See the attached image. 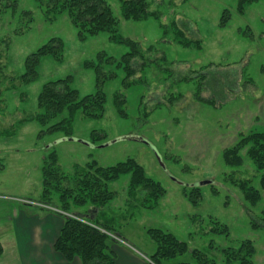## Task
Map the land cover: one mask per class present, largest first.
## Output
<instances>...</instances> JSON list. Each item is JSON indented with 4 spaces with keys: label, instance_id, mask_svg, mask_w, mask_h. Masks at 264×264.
<instances>
[{
    "label": "rangeland",
    "instance_id": "obj_1",
    "mask_svg": "<svg viewBox=\"0 0 264 264\" xmlns=\"http://www.w3.org/2000/svg\"><path fill=\"white\" fill-rule=\"evenodd\" d=\"M16 1L15 12L0 4V202L85 221L62 211L56 193L51 206L42 202L45 156L55 150L65 174L89 162L110 167L131 159L166 194L154 204L146 202L147 193L146 198L128 193L129 176L111 183L117 195L98 222L113 232H106L113 240L152 263L156 245L147 232L160 229L218 264H225L224 249L251 240L254 264H264V229L253 227L260 224L264 207L259 183L264 172L248 158V148L241 152V167L223 161L224 151L242 137L264 131V0L244 6L243 13L240 0H147L159 17L142 21L123 19L126 0H105L119 21L118 35L142 52L131 78L119 66L133 50L130 45L112 42L108 33L81 40L67 15L48 19L38 0ZM24 12H31L32 21ZM224 13L230 18L221 28ZM178 32L189 46L180 43ZM52 38L64 43L62 59L41 58L39 76L26 83L27 58ZM99 54L114 60L101 62L111 77L101 87L103 118L86 119L78 112L73 139L61 133L40 136L38 123L22 124L38 112L39 94L50 82L71 78L81 98L95 94L96 70L86 64H99ZM67 116L66 111L58 120ZM243 181L261 193L255 207L244 200ZM195 187L201 196L192 205L185 191ZM212 228L226 229L228 235H216ZM182 261L191 262V257L163 264Z\"/></svg>",
    "mask_w": 264,
    "mask_h": 264
},
{
    "label": "trees",
    "instance_id": "obj_2",
    "mask_svg": "<svg viewBox=\"0 0 264 264\" xmlns=\"http://www.w3.org/2000/svg\"><path fill=\"white\" fill-rule=\"evenodd\" d=\"M259 0H240L239 11L243 13L244 6L258 2ZM43 14L53 20L58 15H67L72 25L78 31V37L85 40L101 33L110 34L112 42L130 45L133 50L122 57L119 66H123L128 78L135 75V61L142 57L134 41L123 39L118 35L119 21L115 17L111 7L105 0H38ZM3 10L15 12L18 7L16 0H0ZM122 17L126 21H142L149 18H158L159 14L150 11L147 0L122 1ZM32 21L31 12H24ZM229 13H224L220 27H226L229 21ZM180 43L189 46V42L183 40V33L178 32ZM64 43L60 38L50 39L36 53L26 60V74L23 76L26 83H31L39 76V64L43 57H52L60 61L63 57ZM99 64L89 62L86 67L94 68L97 74L98 90L95 94L81 98L78 91L71 88V78L58 80L46 84L38 97V112L23 123L36 122L43 130L40 136L61 133L69 139L74 137L73 120L78 112L86 119L97 120L104 117L106 95L101 90L103 84L110 79L102 71L101 62H113V58H106L105 54L98 55ZM201 102L203 98L197 97ZM118 105L123 100L118 98ZM211 103V102H205ZM120 107V106H119ZM68 116L58 120L66 112ZM121 113V111H120ZM247 156L255 165L257 171L264 172V131L253 132L244 136L232 148L223 153V161L226 166L239 168L244 163L241 152L247 149ZM129 176L128 193L146 197V202L156 204L162 199L166 191L160 183L150 179L136 161L128 159L110 167H101L96 162H89L83 166H76L72 174L63 173L58 166V156L55 150L45 156L42 167L43 193L41 200L47 205H52L53 194L58 195V201L62 211L73 215V209L93 208L102 211L116 198V192L110 190L109 185L118 181L121 177ZM261 189L264 190V173L259 180ZM246 203L255 207L261 200L260 191L252 186L249 181L239 183ZM199 188H192L185 196L192 205H197L201 193ZM153 204V205H154ZM258 222L253 223L255 229H264V207L262 208ZM219 229V228H218ZM104 232H112L107 225L99 222L90 224L73 217L65 218L64 226L54 245L56 252L61 254L67 262L80 259L82 264H116V259L110 249L114 241ZM216 235H228L226 229L212 228ZM113 233V232H112ZM153 243L156 245L155 253L150 257L152 264L173 262L186 255L191 257V262H179L176 264H218L209 254L198 250L190 251L188 244L179 240L174 234L160 230H149ZM3 248L0 245V258ZM223 262L225 264H254L253 257L256 254L255 246L251 240L241 241L237 247H229L223 250Z\"/></svg>",
    "mask_w": 264,
    "mask_h": 264
},
{
    "label": "crops",
    "instance_id": "obj_3",
    "mask_svg": "<svg viewBox=\"0 0 264 264\" xmlns=\"http://www.w3.org/2000/svg\"><path fill=\"white\" fill-rule=\"evenodd\" d=\"M73 216L96 224L103 215L89 208L75 210ZM64 223L65 218L44 208L0 202V245L3 248L0 264H82L78 258L67 262L54 249ZM110 249L116 264H152L121 241L114 240Z\"/></svg>",
    "mask_w": 264,
    "mask_h": 264
}]
</instances>
